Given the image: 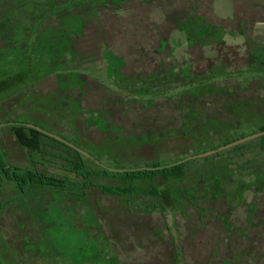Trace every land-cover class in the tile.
Wrapping results in <instances>:
<instances>
[{
  "label": "rangeland",
  "instance_id": "obj_1",
  "mask_svg": "<svg viewBox=\"0 0 264 264\" xmlns=\"http://www.w3.org/2000/svg\"><path fill=\"white\" fill-rule=\"evenodd\" d=\"M68 2L72 26L56 40L71 42L60 59L71 80L49 74L6 94L0 123H37L112 168L168 164L264 126V66L251 58L264 44V0ZM188 17L189 36L180 27ZM202 24L222 30V42L203 38ZM0 137L27 168L24 151ZM260 137L198 158L181 180H155L192 202L130 200L77 178L23 195L0 180V264H264Z\"/></svg>",
  "mask_w": 264,
  "mask_h": 264
},
{
  "label": "trees",
  "instance_id": "obj_2",
  "mask_svg": "<svg viewBox=\"0 0 264 264\" xmlns=\"http://www.w3.org/2000/svg\"><path fill=\"white\" fill-rule=\"evenodd\" d=\"M57 1L0 0L1 99L6 94L15 96L26 88L34 87L42 77L49 74L56 75L61 82L65 77L69 81L71 80L66 74L65 69H67V66L63 65L64 63L60 62V59L68 56H64L66 46L71 47L72 45L67 38L63 43H57L56 29L60 26H65L66 29L71 28L72 23L70 20L66 21L65 17H69V13H73V11L65 6L68 0H59L62 5H57ZM191 22H194V18L188 17L187 22L180 25L188 36L193 34ZM202 25L207 30L203 38L208 36L215 38L217 43L222 42V30L219 29L220 33L214 36L212 29H210L212 27L206 24ZM251 55L255 64L259 67L264 66V44L258 46V48L252 47ZM20 122L27 121L6 120L0 123V135L7 134L12 138L13 142L24 151L29 166L22 168L15 165L10 154L4 148V143L0 137V180L13 182L16 189L23 195H27L33 186L57 189L71 187L75 185L73 179L77 178L82 186L99 187L105 194L125 196L130 200L143 195L157 199L162 203H168L171 200L173 203L179 204L181 199L192 202V195L188 191L176 189L169 192L162 189V185L156 184L155 180L173 182L183 179L186 176L189 164L198 160V158L192 157L181 163H178V161L184 158L168 164L157 162L142 167L121 166L112 168L97 163L92 156L84 155L77 149L78 147L75 144L65 137L60 136L64 139V141H61ZM91 122L97 121L92 120ZM34 124L38 125L37 123ZM262 130H264V126L259 128V131ZM241 137L244 136L240 135L231 140L228 139L220 145ZM263 137L264 135L260 139ZM65 141L70 142L75 147L68 145ZM237 147V145L234 146V148ZM262 148L264 149V142ZM85 157L91 164L86 162ZM203 159L211 160L213 156ZM49 168H56L61 173L51 172ZM100 177L110 179L112 183L97 184L92 181L93 178ZM158 207L156 202L146 205L147 211ZM160 208L165 209L164 205H160Z\"/></svg>",
  "mask_w": 264,
  "mask_h": 264
},
{
  "label": "water",
  "instance_id": "obj_3",
  "mask_svg": "<svg viewBox=\"0 0 264 264\" xmlns=\"http://www.w3.org/2000/svg\"><path fill=\"white\" fill-rule=\"evenodd\" d=\"M20 123H21V124H24V125H27V126H29V127H32V128H34V129H36V130L42 132V133H46V134H48V135H50V136H52V137H55L56 139H59V140H61V141H64V139H62L60 136H58V135H56V134H54V133L47 132L45 129L41 128L40 126H38V125H36V124H34V123H30V122H20ZM262 135H264V130H262V131H258V132H255V133H251V134L246 135V136H244V137H241V138L235 139V140H233V141H231V142H229V143H226V144L220 145V146H218V147H216V148L209 149V150H206V151H204V152L197 153V154H194V155H191V156H187V157H185L184 159L178 161V163H181V162H183V161H185V160H188V159H190V158H192V157H195V158H201V157H204V156H208V155H211V154L217 153V152H219V151H221V150H224V149H226V148H228V147L235 146V145L240 144V143H243V142H245V141H247V140H250V139H253V138H256V137H260V136H262ZM65 142H66V141H65ZM66 143H67L68 145H72L70 142H66ZM72 146H74V145H72ZM74 147H75V146H74ZM76 148H77V147H76ZM77 149H78L81 153H83L84 155H86V156H88V157H91V156H90L89 154H87L86 152L80 150L79 148H77ZM95 161H96L97 163H99L97 160H95Z\"/></svg>",
  "mask_w": 264,
  "mask_h": 264
}]
</instances>
